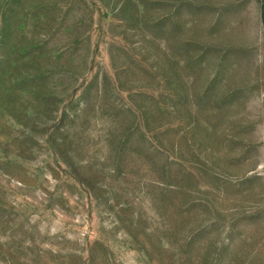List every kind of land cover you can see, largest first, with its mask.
Segmentation results:
<instances>
[{
  "label": "rangeland",
  "instance_id": "obj_1",
  "mask_svg": "<svg viewBox=\"0 0 264 264\" xmlns=\"http://www.w3.org/2000/svg\"><path fill=\"white\" fill-rule=\"evenodd\" d=\"M264 0H0V264H264Z\"/></svg>",
  "mask_w": 264,
  "mask_h": 264
},
{
  "label": "trees",
  "instance_id": "obj_2",
  "mask_svg": "<svg viewBox=\"0 0 264 264\" xmlns=\"http://www.w3.org/2000/svg\"><path fill=\"white\" fill-rule=\"evenodd\" d=\"M262 21H264V8H262Z\"/></svg>",
  "mask_w": 264,
  "mask_h": 264
}]
</instances>
